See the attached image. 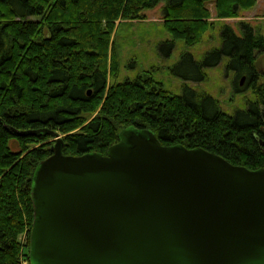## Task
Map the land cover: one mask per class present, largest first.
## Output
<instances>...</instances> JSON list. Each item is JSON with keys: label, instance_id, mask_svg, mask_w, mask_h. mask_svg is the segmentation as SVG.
<instances>
[{"label": "trees", "instance_id": "obj_1", "mask_svg": "<svg viewBox=\"0 0 264 264\" xmlns=\"http://www.w3.org/2000/svg\"><path fill=\"white\" fill-rule=\"evenodd\" d=\"M256 1L0 0V264H31L32 177L38 163L52 155L50 131L65 135V155H106L119 133L133 125L152 129L162 145L200 147L233 165L264 168V72L255 63L264 54V36L250 24H240L242 36L223 25L222 45L202 59L182 54L169 69L185 81L182 94L151 75L108 81L115 20L141 19L146 8L164 2V27L172 41L194 45L213 27L207 3H214L218 17L228 18ZM112 58L118 74L115 50ZM224 58L235 91L249 89L253 98L232 115L211 94L187 84L205 81V69ZM39 129L47 132L18 133Z\"/></svg>", "mask_w": 264, "mask_h": 264}, {"label": "water", "instance_id": "obj_2", "mask_svg": "<svg viewBox=\"0 0 264 264\" xmlns=\"http://www.w3.org/2000/svg\"><path fill=\"white\" fill-rule=\"evenodd\" d=\"M50 133L32 177L31 264H264V168L133 125L106 155H65Z\"/></svg>", "mask_w": 264, "mask_h": 264}, {"label": "rangeland", "instance_id": "obj_3", "mask_svg": "<svg viewBox=\"0 0 264 264\" xmlns=\"http://www.w3.org/2000/svg\"><path fill=\"white\" fill-rule=\"evenodd\" d=\"M164 5L165 3L161 2L153 8H146L141 19L115 20L116 26L112 31L107 55L110 85L115 81L124 83L126 80H134L138 75H151L153 79L162 81L167 90L182 94L185 81L171 74L169 69L181 60L183 53H190L197 59H202L207 52L220 47L222 45L221 27L226 24L231 25L238 36L244 34L240 25L242 22L250 24L257 33L264 36V0H257L251 9L241 10L238 16L228 18L218 17L214 3H207L211 11L208 19L213 27L207 30L201 42L194 45L179 40L172 41V36L164 27L165 21L162 17ZM164 44L171 45L162 51L160 47ZM114 50L120 60L118 74L112 69L111 64ZM227 60L224 58L217 67H207L205 81L187 82V84L200 92L211 94L219 101L222 110L232 115L236 109H244L247 102L253 98L252 91L249 89L242 92L235 91L233 73L226 70ZM255 63L258 70L264 72V54L259 55ZM59 136L63 138L65 135ZM52 140L54 142V138ZM13 143L14 140L11 144Z\"/></svg>", "mask_w": 264, "mask_h": 264}]
</instances>
